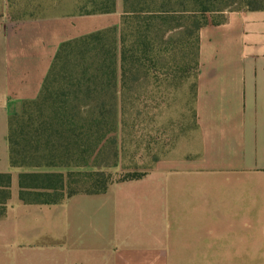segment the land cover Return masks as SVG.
I'll return each instance as SVG.
<instances>
[{
  "label": "crops",
  "instance_id": "1",
  "mask_svg": "<svg viewBox=\"0 0 264 264\" xmlns=\"http://www.w3.org/2000/svg\"><path fill=\"white\" fill-rule=\"evenodd\" d=\"M1 3L5 11L6 0ZM33 22L29 32L36 40L0 47V173H11L0 217V264L264 259V8L231 11L200 27L191 135L145 176L67 198L63 224L59 215L45 222L36 211L59 209L60 203L20 200L9 118L39 96L62 42L116 22L107 14Z\"/></svg>",
  "mask_w": 264,
  "mask_h": 264
},
{
  "label": "rangeland",
  "instance_id": "2",
  "mask_svg": "<svg viewBox=\"0 0 264 264\" xmlns=\"http://www.w3.org/2000/svg\"><path fill=\"white\" fill-rule=\"evenodd\" d=\"M76 1L43 0L39 8L28 10L16 8L9 16L7 7L4 11L0 0V47H3L1 46L3 43L12 41L36 40L29 32L33 30L29 29V24L34 23L33 19L71 16L77 9ZM150 1L158 3V0ZM165 1L170 9L180 11L200 10L206 7L209 9L205 13L206 21L212 22L221 20L225 13L231 11L264 6V0ZM104 14L113 18L116 26H119L123 14V0H116L114 12ZM202 16L201 14L200 21L204 19ZM10 21L16 22L9 23ZM175 24L181 25L182 28L174 30L169 34L171 36L169 41L161 48L155 49V53L158 49H162V56L152 57V53L150 62L145 60L149 70L146 66H140V68L137 66L135 75H132V82L123 89L120 86L119 90L122 93L125 92L126 97L123 109H117L115 129L108 120L97 123L92 121L91 117H96L102 110L95 109L93 103L88 102L86 109L74 111L66 109L67 115L64 119H67L68 124L65 125L64 122L59 121L60 109L52 108L50 105L42 109H36L33 106L28 109L26 115L19 117L18 126L15 127L18 151L16 158L23 164L14 168L21 172H62L64 174L71 172L73 175L70 189L83 191L91 189L93 185L101 187L103 184H117L120 182L119 179L127 175L143 174L145 176L155 161L167 156L181 139L188 138L195 127L193 109L197 68H195L191 47L193 38L186 34V21L181 18ZM172 46H176V49ZM8 51L6 49L4 53L8 55ZM118 66L120 73V63ZM68 72H63L55 83L59 94L66 89L64 81ZM70 76L75 77V75ZM100 84L98 81V93L102 92ZM62 98L59 96L60 100ZM13 110L16 111V109ZM17 112L14 115L19 116L22 110L18 109ZM85 116L86 121L81 120ZM67 125H70V128L65 131ZM43 126H51L53 131L44 132ZM73 129L74 132H72ZM99 136L104 137L98 145L96 140ZM47 139L49 146L53 149L52 152L46 149ZM50 161L54 165H46ZM78 162H86V164L78 166ZM36 164L43 166H35ZM101 172L104 174L103 179L97 176ZM3 198L4 195L0 194V211ZM63 202L60 203L59 209L55 206V209L37 208L36 211L43 215L45 222L49 221V216L54 214V219L60 218L63 224L64 220L68 219V206H62ZM232 260L236 264H243L244 261V259ZM247 260H249L248 264H264V259L259 257Z\"/></svg>",
  "mask_w": 264,
  "mask_h": 264
},
{
  "label": "trees",
  "instance_id": "3",
  "mask_svg": "<svg viewBox=\"0 0 264 264\" xmlns=\"http://www.w3.org/2000/svg\"><path fill=\"white\" fill-rule=\"evenodd\" d=\"M42 1L6 0V7L9 16H11L16 8L24 10L39 8L43 4ZM75 4L77 9L72 15L104 14L114 12L116 9V0H77ZM263 8L264 6H255L249 9ZM208 10L206 7L200 10L170 9L165 0H158L157 4L151 3L150 0H123V14L119 26H110L62 42L53 58L39 96L32 101L25 102L19 116L12 115L9 118L11 165L19 167L23 164L16 158L18 151L16 149L15 127L18 126L19 117L26 115L28 109L33 108V106L36 109H42L44 106L50 105L52 108L60 109L59 121L64 122L65 125L68 124L67 119H64L67 115L66 109H72L71 111L86 109L89 103H93L95 109L102 110L96 117H91L92 121L97 123L108 120L115 129L117 109H123L126 97L124 96L125 92L122 93L119 90L120 86L123 89L132 82V75H135L137 66L138 68L146 66L148 69L145 60L149 61L152 53V57L160 58L162 56V49H158L156 53L155 49L161 48L164 43H167L171 37L169 34L174 30L182 28L181 25L175 24L181 18L186 21V34L193 38L191 47L195 68H197L198 31L202 25L208 23L205 18V13ZM201 14L204 18L203 21H200ZM172 47L176 49V46ZM142 62L144 63L142 64ZM67 71L70 73L68 72L65 77L66 89L59 94V89L56 88L55 83L58 81V77ZM70 75H75V77ZM98 81L101 83L102 92L100 93L97 92ZM59 96L63 98L60 100ZM81 120L86 121V116ZM70 125H67L65 131L69 130ZM43 130L50 133L53 131L51 126H43ZM23 133H25L24 130ZM103 137L97 138L96 143L98 145ZM46 149L49 152L53 150L49 146L48 139ZM82 164H86V162H78L77 165ZM46 165L50 166L54 163L50 161ZM35 166L43 165L36 164ZM72 175L71 172L64 174L62 172L22 171L19 173V198L25 203L58 204L77 193L105 192L109 185L103 184L101 187L93 185L91 189L75 191L70 189ZM97 176L103 179L104 174L101 172ZM142 176L143 174L127 175L119 181ZM10 186L11 173H0V194L4 195L0 217L6 211V203L10 197Z\"/></svg>",
  "mask_w": 264,
  "mask_h": 264
}]
</instances>
